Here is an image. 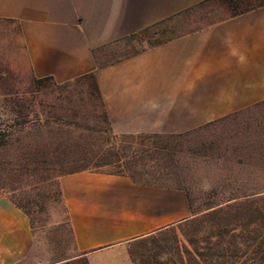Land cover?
Masks as SVG:
<instances>
[{
  "label": "crops",
  "instance_id": "1",
  "mask_svg": "<svg viewBox=\"0 0 264 264\" xmlns=\"http://www.w3.org/2000/svg\"><path fill=\"white\" fill-rule=\"evenodd\" d=\"M202 0H0L29 70L62 83L93 72L115 134H179L264 102V6L98 63L94 51ZM78 256L133 264L126 244L186 219V191L87 169L58 177ZM28 217L0 196V264L23 261Z\"/></svg>",
  "mask_w": 264,
  "mask_h": 264
},
{
  "label": "rangeland",
  "instance_id": "2",
  "mask_svg": "<svg viewBox=\"0 0 264 264\" xmlns=\"http://www.w3.org/2000/svg\"><path fill=\"white\" fill-rule=\"evenodd\" d=\"M215 10L218 7L214 2L194 6L137 36H125L97 48L96 60L109 62L148 42L194 29ZM35 78L29 70L18 26L0 20V132L8 131L0 144V196H9L28 212L25 215L33 235L27 257L17 264H87L78 256L60 200V172L52 169L53 162L62 158L79 160L96 155L98 159L110 160L119 148L121 161L128 167L125 172L132 175L133 181L188 192L192 213L199 216L127 243L133 264H176V245L190 248V238L207 232L206 228H199L203 223L201 213L232 196L264 194V102L181 134L150 139L167 146L158 155L165 156L161 161L166 168L155 171L158 165L150 168L155 160L139 158L141 146H134L138 153L133 158L132 149L125 147L127 142L113 148L111 142L105 141V134L84 130L80 135L76 130L69 143L64 136L38 133L39 125L9 126L8 109L19 99L26 100L31 109L53 124L59 119L56 123H70L77 128L104 126L86 85L71 81L63 88L37 91ZM33 117L32 113L27 115V119ZM99 169L116 172L124 167L106 164ZM192 213L186 219L193 217Z\"/></svg>",
  "mask_w": 264,
  "mask_h": 264
},
{
  "label": "trees",
  "instance_id": "3",
  "mask_svg": "<svg viewBox=\"0 0 264 264\" xmlns=\"http://www.w3.org/2000/svg\"><path fill=\"white\" fill-rule=\"evenodd\" d=\"M208 2H214V5L218 7V11H211V15L208 17L207 21L204 24L196 26L194 29H190L180 34H172L171 36H167L165 38L156 39L153 42H148V44L142 45L140 48L160 44L173 38L185 35L189 32L205 28L211 24H214L226 18L234 17L247 11L264 6V0H202L196 3L195 5L188 7L183 11H180L179 13H176L175 15L163 19L153 25L171 19L177 16L178 14H181L191 9L194 6L205 4ZM153 25L146 27L143 30H146L152 27ZM143 30H141L140 32H142ZM138 33H133L129 36H137ZM71 81H75L76 83L78 82L87 86L89 96L92 102H94L93 107L95 108V111L99 112L98 116L102 119L104 123L103 127L99 126L94 129H91L89 127H71L70 123H56V121H58L59 119H56V121H54V124L50 123V121L47 120V117L42 118L39 113L35 112L34 109H31L30 106L26 104V100L21 99L15 100L13 106L8 109L10 113L7 114V117L9 118L8 120H10L9 126L12 125V123L20 124L23 126L39 125L36 129L38 133L54 135L56 137L64 136L66 138L65 140H67L69 143L73 141V136H75L74 133L76 130L80 135H82V132L84 130H91L99 134H105L107 137L105 141L111 142L113 144V148H115L116 145L120 146V143L122 142H127L126 146H124L127 147L129 150L132 149L131 152L133 151V158H137L136 156L138 153L134 146H141L142 151L140 154L142 156L139 158L141 160H155V163H153L154 165H150V168L154 169V166L156 165L159 166V169L155 171H159L162 168H166L164 164L162 165L161 161L165 158V156H162V154L161 156L158 155L167 146L160 145L155 140L150 141V139L154 137H169L175 134H115L110 126V122L104 107V102L102 100L97 81L93 72L86 73L84 75L74 78L73 80L65 81L62 83L56 82L51 76L36 77L35 88L37 91H39L40 88L51 89L54 87V89H59L69 85ZM31 113L34 117L31 119H27V115H30ZM10 115L13 117L10 118ZM17 118L21 119L18 120ZM41 121H44V123L41 124ZM7 132L8 131L0 132V144L4 143V137L6 136L5 133ZM127 138L129 139L127 140ZM63 145L64 148L68 149V145L64 143ZM159 148H161V150L156 154V151ZM114 151V158L110 160L102 158L98 159L96 155H93L92 157L84 156L79 160H66L63 158L58 161L55 160L53 162L54 164L52 165V169L55 167V169L60 172V176L63 174L87 169L98 170L99 167L103 165L115 164L118 168L124 167V169H119L116 172L109 173L127 175L128 173L125 172V169L128 167H126L127 165L121 161L122 157L119 153V148ZM124 164L125 166H123ZM127 176L132 179V175L128 174ZM58 193L61 200L59 188ZM186 194L189 200L188 192H186ZM14 203L28 216V212L25 211L21 205L17 204L16 202ZM190 210L192 213L191 205ZM192 215L194 216L189 219H184L183 221L185 222L187 220H191L194 217L199 216V214L197 213H192ZM200 215H202L201 219L203 223L199 225V228L204 227L206 228L207 232L203 233L201 236L190 238V248L186 246H180L179 244L176 245L175 252L178 258L175 259L173 262H175L176 264H264V194L252 192L248 194L232 196L221 203H217L209 207V209H207ZM67 222L69 223L68 216ZM70 230L72 233L71 227ZM160 231L162 230H159L157 232Z\"/></svg>",
  "mask_w": 264,
  "mask_h": 264
}]
</instances>
